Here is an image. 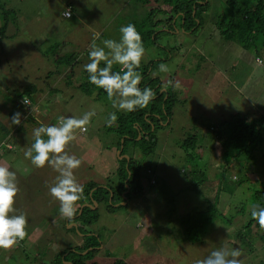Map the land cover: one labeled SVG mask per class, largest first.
<instances>
[{
  "label": "rangeland",
  "instance_id": "rangeland-1",
  "mask_svg": "<svg viewBox=\"0 0 264 264\" xmlns=\"http://www.w3.org/2000/svg\"><path fill=\"white\" fill-rule=\"evenodd\" d=\"M207 1L210 9L202 16L204 26L196 33L185 32L183 20H175V26L164 21L174 29V34L167 33L165 36L166 33H163L159 39L165 37L169 40V47L160 52L162 63L168 66L169 72L159 73L158 64L153 65L152 71L159 76L162 85L167 81L173 82L166 88L171 93L176 89L173 86L175 81L179 80L181 87L176 90L177 94H181L183 102L175 108L170 127L164 126L158 131L159 145L155 152L152 155L139 152L134 155L141 162L140 186L143 194L136 199L133 197L128 208L120 209L115 214H108L105 202L97 206L100 218L89 231H94L102 245L92 262L111 264L114 260L121 259L128 264H196L222 243L230 248L241 249L244 264H258L259 260L264 259V242L258 241L252 249L248 246L241 247L235 239L242 223L240 219L235 217L231 223L223 220L234 216L239 206H245L246 203L242 201L250 200L247 190L249 182L238 188L228 183L235 191V201H232L229 194L222 193L218 202L221 217L215 223L208 224L202 212L206 204L193 191L194 184H189L185 177L189 168H194L195 164L192 161L188 164L186 154L176 148L177 139L183 134H199L196 146H204L201 147V158L209 164L211 171H208L218 184L221 180V163L220 159H215L213 151L215 146L219 148V152L222 151V146L220 147L219 141H212L210 135L213 131L210 128L222 134V130L227 129L225 125L227 122L230 124L229 121L235 114L249 113L253 118L264 114V48L261 41L257 43L258 51L249 52L238 41L222 39L218 28L213 24L216 22L214 15L224 12V17L228 16V0ZM0 2L11 12L8 15L7 39L0 54V136L1 125L11 126L15 112L21 113L19 104L15 103V96L23 92L26 81L34 83L35 80L47 97L44 106L51 112L50 119L59 115L69 117L71 114L80 118L84 113L95 110L96 115L87 126L89 132L81 135L77 131V138L70 143L67 151L82 161L79 169L75 170V176L83 188L88 183L107 188L117 180L120 151L118 134L106 128V120L112 112H116V115H126L129 112L114 109L107 96L96 100L94 95L97 92L92 98L85 96L80 89L75 90V87L88 82V73L84 70V65L89 62L86 41L92 36H86L82 32L86 28L99 31L100 36H104L98 42L101 45L104 39L119 40V29L135 22L145 46L146 32L159 29L152 28L145 18L151 7L158 5L153 1L151 5H146L139 0ZM71 5L75 9L83 7L84 13L90 14L82 24L84 28L77 26L78 29L73 27L72 31L71 23L58 17ZM165 8L171 10L168 6ZM158 14L159 19L166 18L161 12ZM3 19L0 14V27L4 24ZM177 42L180 45L176 48ZM149 48L141 63L142 70L145 64L155 62L156 59L154 56L157 49L153 46ZM75 49L81 50L79 54L83 55L81 66H76L72 73L70 70L67 72V66H58L61 76L46 79L48 72L55 70L57 62L54 60V52L59 51V57H68L75 53ZM257 54L262 64L258 62ZM68 82L73 86L68 87ZM84 85L91 88L90 84ZM48 86L63 90L60 100L56 95L47 94L50 89ZM33 110L34 113L37 112L35 117L26 115L25 119L21 115L22 122L27 120V124L22 123L25 127L23 134L16 139L21 151L9 153L3 158L5 166L8 164L9 169L17 176L20 192L16 198L15 214H26L28 235L11 250L0 249V264H54L53 259L58 252L70 245L78 247L84 241V234H75L71 229L74 223L64 225L59 202L50 194L49 189L54 185L58 173L50 166L36 168L24 156L32 143L34 129L31 125L35 120L47 124L45 116L48 113L42 109L36 110L34 106ZM262 163L264 159L257 164L258 168ZM199 165L201 166V161ZM237 172L239 170L229 169L225 175ZM253 177L255 176L251 175L248 178ZM154 178L157 182L155 185L151 183ZM209 187L203 188L208 190ZM182 222L199 227L201 234L198 237L202 235L201 240L198 238L193 242L189 237L181 236L184 231Z\"/></svg>",
  "mask_w": 264,
  "mask_h": 264
},
{
  "label": "trees",
  "instance_id": "trees-1",
  "mask_svg": "<svg viewBox=\"0 0 264 264\" xmlns=\"http://www.w3.org/2000/svg\"><path fill=\"white\" fill-rule=\"evenodd\" d=\"M139 1H143L146 5L153 2L158 5V7L154 6V8L149 11V15L145 20L152 26V28H159V31L151 29L146 32L147 34L144 36V47L146 51H149L150 46L155 47V49H157L159 61H151L148 65H144L143 70L142 65L138 69L143 77L140 87H150L154 91L155 97L147 107L137 108L135 111L129 112L126 115L117 114L120 122L116 121L111 127L107 124L108 127L106 128L110 131L116 132L119 137L118 151H120V165L116 170L117 180L111 185H108L107 188L99 187V185L95 183H88L84 186V193L81 200L78 202V210L75 217L71 221L62 217L65 222L64 225H70L73 223L77 224L76 228L72 227L71 229H73L75 234H84L82 236L84 241L78 247L70 245L68 248H64L58 252L53 259L54 264H97V262L92 261L94 260L95 255L99 253V247L102 244L94 235V231H89L92 226L97 224L100 218L99 208L97 206L100 205L101 202H105L107 206L105 208L108 214H115L120 209L125 207L128 208L133 197L136 199L143 194L140 186V172L142 170L141 162L138 158L134 157V155L137 152L145 155H152L155 152L159 145L158 131L164 126L170 127V122L175 115V108L183 102L180 97L181 94H177L176 89L173 90L172 93L168 90L161 93L160 91L164 88L162 83H160L159 78L152 79L150 77V72H152L154 64L160 65L163 62L160 57V52H162V50L165 51V48L169 47V43L167 42L169 40L165 37L162 36L163 39L161 38L163 42L159 40L161 34L166 33L165 36H167V33L174 34V29L169 27V25L175 26V20L177 19L183 20L182 27L185 32H198V29L204 26L202 16L210 9L209 2L207 0ZM165 6H168L171 10L166 9ZM69 8H71V13L74 14L75 9L73 8V5ZM159 12L165 15L167 19H159L157 17L159 16ZM226 12L228 14L227 17H224V12L214 15L216 22L213 24L218 28L222 39L233 42L234 40L238 41L244 46L245 51L249 52H253L254 50L258 51L257 43L260 41L262 44L261 46L264 48V0H228L226 2ZM10 13L11 12L6 9L5 4L0 2V14L4 18V24L0 27V54L3 52L4 41L7 39V29L9 26L8 15ZM67 21L71 23L70 30H72L75 23V17H72V19ZM164 21H167V24L169 25L167 26ZM133 24L135 25V22ZM103 37L104 36L101 35L97 42ZM146 40L147 42L145 43ZM158 42H160V44ZM176 45L177 48L180 44L177 42ZM58 52L59 51L54 52V60L57 62L56 66H60L58 68L67 66L70 69V73H72L76 66H81L83 59H79L77 53L68 57H59L57 55ZM256 57L260 58L258 54ZM168 58L166 57V59ZM114 71H119V66L114 67ZM54 74L56 76H61L58 70L57 74L54 72L51 73L49 78L54 76ZM26 83L23 92L15 96V103L19 104L21 114L24 115L23 117L27 119L26 117L32 112L34 106L36 110L42 109L48 113L45 116L48 125L57 124L58 117L62 115H59L54 119L49 118V113L51 112H49L47 107L44 106V101L47 97L43 94L41 86H39L35 80L34 83H28V81H26ZM84 84H90L91 88ZM66 85L68 87L73 86L69 82L66 83ZM158 85H161V87L155 91ZM48 88H50V86H48ZM79 89L85 93V96L92 98V95L97 92L98 94L94 95V99L96 100H99L100 97L107 96L103 89H99L91 84L89 79L88 82L75 87L76 91ZM40 92L42 94H38ZM62 93V89L50 88L49 93L47 94H50V96L56 95L60 100ZM25 96H27L31 102L29 108H26L21 103ZM36 114L37 112L30 116L35 117ZM248 114L249 113H239L233 115L229 121L230 124L227 122L225 125L227 129L222 130V134H219L218 131H213V134L210 135L212 141H219L220 147L222 146V151L219 152V148L216 146L213 151L215 159H220L221 163V180L218 178V184L216 183L217 180H213L211 177L209 164H206L201 158V154H203V152L201 153V147L204 148V146H196V143L199 140V134L196 132L187 135L183 134L181 138L177 139L176 148H178L179 151H182L183 154H186L185 158L188 164H190L191 161L195 164L194 168H189L190 171L185 174V177L189 184H194V186H192V188H194L193 191H196V193L201 196L202 202L206 204L202 212L206 215H204V219L208 224L215 223L221 217L218 209V202L220 201L222 193L229 194L232 201H235V199H233V193H235V191L232 190V186L235 185V187L238 188L240 185L249 182L250 185H248L247 190L249 197L251 196L250 200H241L242 202H245L246 205L242 208L239 206V209H237L238 211L235 212L236 214L234 216L227 220H223L226 223H231L235 217L238 218V220L240 219L239 221L242 223L237 229L235 239L238 240L241 247L248 246L254 249L255 244L258 241L261 240L264 242V231L260 230L258 223L252 219L250 214V209L253 205L259 204L264 206V163L260 164L259 168L257 166V164L264 159V114L258 118H253ZM75 116L76 115L71 114L69 117ZM22 118L20 125H1L2 136H0V143L8 141L9 137L16 140L23 134L25 127H23L22 123L27 124V120L22 122ZM47 124L35 120L34 124L31 126L35 129V127H40L41 125L47 126ZM78 132L81 135H85L89 130H86L83 133L80 131ZM20 149L21 148L18 147L16 150H7L5 153H17L21 151ZM124 155H127L128 157L125 158L123 157ZM200 161L201 166L199 165ZM229 169H234V171L239 170L240 173L237 172L226 176L225 174ZM251 175L255 177L249 179L248 177ZM234 178L237 179L234 180ZM151 183L155 185L157 183L156 179H152ZM228 183H232V186H229ZM203 187H209V189L207 190ZM94 203H96L97 207L95 209H93L95 207ZM87 204L91 207L85 206ZM83 206L84 208L82 210ZM240 215H244L245 217H240ZM182 225L184 226V231L181 232V236L185 235L186 238L189 237L193 242L198 238L201 240L202 235L198 237L201 232L199 227L196 228L195 225L185 224L184 222H182ZM111 264L128 263L124 260L116 259ZM258 264H264V259L259 260Z\"/></svg>",
  "mask_w": 264,
  "mask_h": 264
},
{
  "label": "clouds",
  "instance_id": "clouds-1",
  "mask_svg": "<svg viewBox=\"0 0 264 264\" xmlns=\"http://www.w3.org/2000/svg\"><path fill=\"white\" fill-rule=\"evenodd\" d=\"M119 32V40L104 39L101 45L93 42L89 52V62L84 65V70L88 73L89 82L106 92L114 109L132 112L137 108L147 107L154 99L155 93L150 87H140L143 77L138 69L146 53L141 34L134 24L122 26ZM257 60L262 64L259 58ZM114 66H119V71H114ZM158 71L167 73L169 68L161 63ZM172 83L167 81L163 87L166 89ZM173 86L179 89L181 82L177 80ZM23 103L30 104L27 96L24 97ZM33 113L32 109L28 116ZM21 115L20 112L15 113L12 123L20 125ZM95 115V110H92L84 113L80 118L59 116L57 124L35 128L32 133V143L24 152L25 158L29 159L36 168L50 166L58 173L49 191L59 202L60 215L69 221L77 213L78 202L83 196L84 188L75 176V170L79 169L82 161L75 155H70L67 148L76 140L77 131L87 130ZM116 121V112H112L106 123L111 127ZM210 129L215 131L213 128ZM8 140L14 145L15 150L19 147L17 140H13L12 137ZM7 154L9 153L2 155L7 156ZM19 192L16 173L9 167L0 165V249L5 251L11 250L28 235L26 214H15ZM250 214L258 223L260 230L264 231V206L253 205ZM241 256V249L230 248L222 243L196 264H244Z\"/></svg>",
  "mask_w": 264,
  "mask_h": 264
},
{
  "label": "crops",
  "instance_id": "crops-1",
  "mask_svg": "<svg viewBox=\"0 0 264 264\" xmlns=\"http://www.w3.org/2000/svg\"><path fill=\"white\" fill-rule=\"evenodd\" d=\"M151 4H152V3H151ZM151 4H148V5H151ZM125 5H126V3H125ZM71 6H72V5H71ZM68 8H69V7H68ZM68 8H67V9H68ZM73 8L75 9L74 6H73ZM152 8H154V7H151V9H152ZM67 9H65L64 11H66ZM64 11H62V12H64ZM59 14H60V13H58V15H59ZM72 15H73L72 17H75L74 27H75V29H78L77 26H78V27L80 26V27L84 28V27L82 26V24H84V22H86L85 19H86L90 14H89V13L85 14L84 11H83V7H80V8L75 9V13L72 14ZM95 16L100 18V16H98V15H95ZM58 17H60V19L62 18V19H65V20H70V19H72V17H71V18H64V17L62 16V13H61L60 16H58ZM80 27H79V28H80ZM72 31H73V30H72ZM72 31H70L69 34H71ZM158 31H159V29H158ZM82 33L85 34L86 36H92V38H90L89 40L86 41V51H87L88 54H89L90 49H91V45L93 44V42L95 41V43L98 45L97 40H98V38L100 37V33H99V31L94 32L93 29H90V28H86ZM87 38H89V37H87ZM73 39H74V38H73ZM74 40H75V39H74ZM167 42H168V41H167ZM158 43L160 44V42H158ZM74 44H75V43H74ZM77 49H80V48H77ZM77 49H75V53H77V54L79 55V59H82V58H83L82 53L79 54V52H80L81 50H77ZM155 50H156V49H155ZM155 53H156V52H155ZM154 57H156V59L154 58L155 61H159L158 53L155 54ZM153 62H154V61H153ZM222 64H223V63H222ZM53 65H54V64H53ZM54 67H55V70H54V71H50V72H52V73L54 72V73L57 74V71H58L59 69H58L57 66H55V65H54ZM69 70H70V69L68 68V69H67V72H68ZM50 72H48L46 79L49 78V76H51V73H50ZM64 72H66V70H65ZM64 72H63V73H64ZM69 72H70V71H69ZM54 76H56V75L54 74ZM150 77H151L152 79H157V78H159V76L154 75L153 71L150 72ZM39 78H41V76H40ZM160 87H161V85H158V86L156 87L155 91L158 90ZM166 91H167V89L163 88L160 92H161V93H164V92H166ZM7 124H8V123H7ZM8 125H9V124H8ZM8 125H6V126H8ZM3 158H4V156H3V155H0V165H5V162H4ZM8 158H9V156H8ZM6 166L9 167L8 164H6Z\"/></svg>",
  "mask_w": 264,
  "mask_h": 264
},
{
  "label": "built area",
  "instance_id": "built-area-1",
  "mask_svg": "<svg viewBox=\"0 0 264 264\" xmlns=\"http://www.w3.org/2000/svg\"><path fill=\"white\" fill-rule=\"evenodd\" d=\"M70 13V15H69ZM62 16L64 18H71L72 17V13H71V8H68L66 11L63 12ZM24 100V99H23ZM23 100L21 101L22 105L25 106L26 108H29L31 106V102L29 100L28 105L23 103ZM83 133V132H82ZM7 150H14V145L12 143H10V141H5L3 143H0V155H2L3 153H5Z\"/></svg>",
  "mask_w": 264,
  "mask_h": 264
},
{
  "label": "water",
  "instance_id": "water-1",
  "mask_svg": "<svg viewBox=\"0 0 264 264\" xmlns=\"http://www.w3.org/2000/svg\"><path fill=\"white\" fill-rule=\"evenodd\" d=\"M88 206H90V205H88ZM94 206H96V203H94ZM90 207H91V206H90ZM83 208H84V206L82 207V210H83ZM94 208H95V207H94ZM94 208H93V209H94ZM82 210H81V211H82ZM73 226H74V227H77L76 224H74Z\"/></svg>",
  "mask_w": 264,
  "mask_h": 264
}]
</instances>
